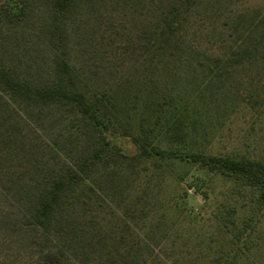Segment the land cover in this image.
I'll use <instances>...</instances> for the list:
<instances>
[{
  "label": "trees",
  "instance_id": "16d2710c",
  "mask_svg": "<svg viewBox=\"0 0 264 264\" xmlns=\"http://www.w3.org/2000/svg\"><path fill=\"white\" fill-rule=\"evenodd\" d=\"M46 1L55 78L41 85L0 60V198L17 207L5 217L32 235L28 263L255 264L264 156L214 151L205 122L220 109L207 107L212 96L264 115V8L111 0L103 11L106 0ZM28 11V0H0V26L15 28ZM67 22L78 34L70 45ZM194 24L216 43L199 45ZM196 75L221 83L222 94ZM48 108L55 135L25 131L28 112ZM178 165L206 181L204 202L221 184L208 218L179 184L164 194ZM206 223L208 234L191 232Z\"/></svg>",
  "mask_w": 264,
  "mask_h": 264
},
{
  "label": "rangeland",
  "instance_id": "374dc122",
  "mask_svg": "<svg viewBox=\"0 0 264 264\" xmlns=\"http://www.w3.org/2000/svg\"><path fill=\"white\" fill-rule=\"evenodd\" d=\"M29 11L24 17V20L15 28L10 29L7 26H0V60L11 64L20 73L22 77H26L38 84H47L55 78V63L54 56L50 47L46 44V27L49 24V9L46 0H28ZM142 3L148 0H141ZM106 5L101 9L103 11L111 9V0H106ZM108 6V7H107ZM249 9L264 8V0H250L245 4ZM109 17L108 14L105 15ZM65 29L62 31L63 38L70 45L76 42L75 34L71 30L69 22L65 24ZM198 38V44L205 46L208 41V46L216 43L217 36L215 32L207 29L205 25L194 24L193 31ZM81 30L80 37L85 38L86 34ZM195 35H188V39L194 38ZM201 88L208 87V89H217L220 95L221 83H205L199 75ZM192 84V82H190ZM190 86V85H189ZM248 85L245 81L242 82L239 90L241 94H247ZM214 92V91H213ZM218 97L212 96L208 98L211 107L213 104L219 105L218 112L213 114L211 122H205L207 126V144L216 152L222 153H242L254 156H264V115L258 117L254 111L242 109L238 107V100L236 105L234 102L220 104L221 100L217 101ZM228 109H223L227 107ZM237 110L234 111V109ZM225 112V113H224ZM44 113V115H43ZM42 114L34 115L28 112V119L32 120L31 124L25 125V131L36 135L35 132H41V136L45 139H51L55 135L56 130L48 127L50 116L52 114L50 109H45ZM31 128H30V127ZM35 128V129H34ZM131 151L134 148L131 147ZM206 182V181H205ZM202 180L196 179L195 175L188 167L178 165L174 171H171L167 176L164 194L169 195L173 193L175 188L186 189L189 196H194L192 207L196 213L200 211L203 217L208 218L211 212V205L216 200V195L221 188L220 183L210 185L209 193L214 190V195L211 200L204 202V192L207 184ZM206 184V185H205ZM13 208V209H12ZM6 210L17 211V207L10 206V203L0 198V264H29L28 260L31 257V250L28 242L31 239V233L22 231L17 226L13 225V215L5 217ZM4 211V212H3ZM209 223V221H206ZM208 223L198 227H194L191 232H198V234L205 235L210 232ZM190 232V231H189ZM187 232L188 234H190ZM186 232L185 234L188 235ZM192 245V241L189 242ZM259 256V257H258ZM255 260V264H264V243L259 248V255Z\"/></svg>",
  "mask_w": 264,
  "mask_h": 264
}]
</instances>
